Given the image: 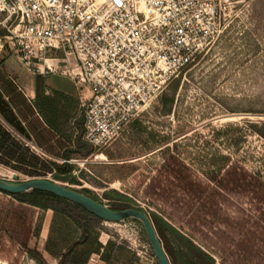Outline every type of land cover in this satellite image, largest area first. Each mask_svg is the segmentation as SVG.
Instances as JSON below:
<instances>
[{"label": "rangeland", "instance_id": "obj_1", "mask_svg": "<svg viewBox=\"0 0 264 264\" xmlns=\"http://www.w3.org/2000/svg\"><path fill=\"white\" fill-rule=\"evenodd\" d=\"M2 20L0 14V43L5 54H12ZM11 69L25 90L34 85L38 75L15 55ZM42 76L53 93L75 99L62 103L60 136L53 135L48 150L26 132L27 138L15 135L41 160L35 167L0 162L1 179H49L88 190L113 207L117 203L105 192L118 191L128 198L118 209L133 204L153 220L152 214L163 218L177 237L208 253L213 264H264V0H233L219 36L104 147L91 146L83 135L77 143L78 126H84L80 87L59 73ZM65 154L76 166L71 175L78 183L59 180L44 166L65 162ZM0 201L13 200L0 192ZM27 213L34 228L44 218L39 208L29 207ZM56 218L55 230L64 225ZM99 230L100 241L113 240L130 251L134 264H158L139 220L104 221ZM43 240L32 236L24 247L2 234L0 264H40L31 252L45 258Z\"/></svg>", "mask_w": 264, "mask_h": 264}, {"label": "built area", "instance_id": "obj_2", "mask_svg": "<svg viewBox=\"0 0 264 264\" xmlns=\"http://www.w3.org/2000/svg\"><path fill=\"white\" fill-rule=\"evenodd\" d=\"M232 12L233 0H0L13 54L33 74L80 87L83 138L95 148L118 138Z\"/></svg>", "mask_w": 264, "mask_h": 264}, {"label": "trees", "instance_id": "obj_3", "mask_svg": "<svg viewBox=\"0 0 264 264\" xmlns=\"http://www.w3.org/2000/svg\"><path fill=\"white\" fill-rule=\"evenodd\" d=\"M47 88L46 78L42 75L36 76L35 107L46 117L45 119L50 128H52L51 130L55 131L57 125L55 121L49 119L48 115L50 113L52 115L56 114V109L61 103L60 98H64L67 102L71 100L70 96H65L62 93H54L53 96H48L46 95ZM4 112V106L0 103V113H2L5 120L26 136L21 124ZM83 133L84 126L81 124L78 126V134L76 136L77 143L79 144ZM37 144L40 146L39 143ZM64 159L65 162L61 164L48 162L51 168L47 164L44 166L55 171V176L59 180H69L72 183H78L76 177L71 175L76 167L75 164L68 161L70 159L68 154L64 155ZM40 160L41 158L36 152L32 151L30 146L19 141L12 132L4 127V124L0 120V162L35 167L39 164ZM85 191L81 192L85 193ZM0 192L9 195L13 200L8 205L0 201V240L1 235L5 234L9 236L11 241L17 242L24 247L28 246L32 236L39 237L43 221V218H41L38 226L34 228L29 222L28 208L51 209L54 212V220L44 248L48 254L58 259V264H87L95 253L100 254L101 259L106 264H120L121 260H123V264L135 263L134 257L130 255V251L126 254V250L113 240H109L105 245L99 240V226L104 220L89 212L81 205L54 193L39 189H32L18 194H11L1 190ZM105 195L113 203H117L114 207L110 206L113 209L118 210L117 207L119 205L128 203V198L118 191H114L113 193L105 192ZM131 206L141 208L138 205L131 204ZM152 215L169 256L174 257L180 264H213L214 260L208 253L197 247L190 239L183 235L177 237L175 228L156 214ZM57 216L62 218L64 225L55 230L54 224ZM31 253L33 258L37 259L40 264H48L42 254L36 251H32Z\"/></svg>", "mask_w": 264, "mask_h": 264}, {"label": "crops", "instance_id": "obj_4", "mask_svg": "<svg viewBox=\"0 0 264 264\" xmlns=\"http://www.w3.org/2000/svg\"><path fill=\"white\" fill-rule=\"evenodd\" d=\"M0 43V103L4 106L5 114L10 118H15L16 122L21 124V127L25 130L26 133L29 134L33 138V142L39 143L40 148L44 149L47 147V144H50L53 139V135H56V138L60 136V129L58 122L62 121V114H64L63 102L66 101L64 98H60L61 103L58 105L56 109V114L52 115L51 113L48 115L50 120L55 121L57 127L56 130H51L50 126L47 123L43 114L35 107L34 101L36 97V81L33 86L29 88V90H25L23 87L19 85L17 77L13 70L11 69V57L15 54H5L4 48ZM16 56V55H15ZM53 91L49 88L46 89V95L53 96ZM63 94V93H62ZM65 95V94H64ZM67 96V95H65ZM71 101H74L75 98L69 97ZM67 102V101H66ZM0 120L4 124V127L8 129L10 132L14 134H21L17 129H15L10 123H8L2 113H0ZM58 121V122H57ZM25 133V134H26ZM46 134V135H44ZM23 136H25L23 134ZM43 136L45 140H43ZM26 137V136H25ZM27 138V137H26ZM26 140V139H24ZM21 141V140H20ZM22 142V141H21ZM26 142V141H25ZM32 142V143H33ZM28 143V140L27 142ZM33 149V148H31ZM46 150H48L46 148ZM34 151V150H32ZM43 221L42 227L40 231V240L44 239V247L45 243L48 239L50 227L53 218V211L42 210ZM109 240L101 241L104 245L107 244ZM44 255L49 264H58V259L54 258L50 254H48L44 249ZM97 257V258H95ZM87 264H106L105 261L101 259L100 254H93L90 258V261Z\"/></svg>", "mask_w": 264, "mask_h": 264}, {"label": "water", "instance_id": "obj_5", "mask_svg": "<svg viewBox=\"0 0 264 264\" xmlns=\"http://www.w3.org/2000/svg\"><path fill=\"white\" fill-rule=\"evenodd\" d=\"M32 189L48 191L62 198H66L81 205L105 222H121L129 218L139 220L143 224L157 263L173 264L160 238L154 220L145 210L135 207L116 210L106 205L103 200L94 199L76 188H70L49 179L37 178L26 181H10L0 178L1 191L18 194Z\"/></svg>", "mask_w": 264, "mask_h": 264}, {"label": "snow or ice", "instance_id": "obj_6", "mask_svg": "<svg viewBox=\"0 0 264 264\" xmlns=\"http://www.w3.org/2000/svg\"><path fill=\"white\" fill-rule=\"evenodd\" d=\"M117 2H119V0H117Z\"/></svg>", "mask_w": 264, "mask_h": 264}]
</instances>
